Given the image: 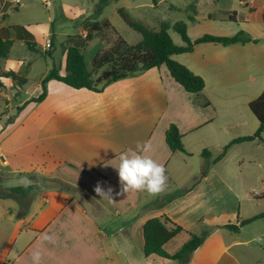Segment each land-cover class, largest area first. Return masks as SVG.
<instances>
[{"label":"crops","instance_id":"1","mask_svg":"<svg viewBox=\"0 0 264 264\" xmlns=\"http://www.w3.org/2000/svg\"><path fill=\"white\" fill-rule=\"evenodd\" d=\"M252 6L259 8L256 20L264 26V0H254ZM217 26L219 31L226 27ZM251 39L258 42L202 43L190 53L172 56L204 79L201 96L186 91L166 65L101 84L100 92L57 81L66 86L57 87L58 101L45 111L40 132L15 145L8 143L10 137L0 138V189L18 187L7 183L25 179L22 172L43 173L60 182L58 189L41 191L30 179L20 185L33 186L28 196L0 198V264H33L35 250L42 254L40 264H178L144 254V226L157 217H168L184 228L165 245L170 255L182 248L191 233L214 229L188 264H264L258 254L264 252V232L246 234L248 227L227 204L234 187L241 188V182L231 179V169L241 172L242 166L222 162L244 143L212 162L229 142L254 135L259 128L249 104L264 91V34ZM0 80L6 89L14 85L12 79ZM50 98L47 89L40 104L47 105ZM204 98L209 105H203ZM172 125L178 127L186 153L169 147L166 135ZM138 143L150 145L146 154L166 168L167 180L159 192H122L116 169L119 157L135 150ZM31 146L42 149L55 166L33 171L10 165L6 151L25 156L23 149ZM204 151L211 156H203ZM97 185L111 188L113 201L98 195ZM176 191L183 194L166 205L154 204ZM229 224L240 231L225 228ZM42 233L54 239L44 241Z\"/></svg>","mask_w":264,"mask_h":264},{"label":"rangeland","instance_id":"2","mask_svg":"<svg viewBox=\"0 0 264 264\" xmlns=\"http://www.w3.org/2000/svg\"><path fill=\"white\" fill-rule=\"evenodd\" d=\"M100 1L52 0L49 4L48 0H3L0 3V27L7 28L11 39L14 40L9 58L0 60V68L13 70L26 80L23 84L14 82V85L7 89L0 87V138L2 135L10 137L8 143L15 145L18 141L27 142L34 133L40 132V122L43 121L45 111L58 101L57 87L66 85L54 80L49 81V85L46 84L48 85L46 88L52 93L47 105L25 101L41 95L43 80L53 65L61 69V74H66L62 46L64 44L69 46L73 42L71 36L85 37L86 24L95 21L105 25L110 22L116 30L115 33L112 28L104 27L84 48L83 54L90 69L96 54L109 49L118 36L129 45H136L142 41V35L132 30L123 20L119 13L120 9L126 10L132 17L154 30H160L163 23H169V33L178 46L184 44L181 35L174 29V26L180 22L187 25L188 35L192 41L207 34L216 36L218 35L215 34L216 32L225 34L220 36H234L244 32L249 38L264 34L263 24L256 20L259 8H253L254 0H156V2L155 0H109L99 13L97 5ZM244 2H248L249 5H245ZM209 14L213 16L212 21H209ZM215 17L217 19H214ZM220 19L226 20L221 22ZM219 24L226 25L223 31H219L221 30L217 26ZM14 27L26 28L34 34L37 51L30 50L26 42L16 36ZM49 52L53 54L52 57L48 56ZM107 68H102L94 78L97 79ZM233 151L225 156L226 158L224 157L222 163L230 167L234 165V168L239 164L242 166L241 172L236 169L233 171L231 169L230 172L234 183L241 182V188L237 185L234 187V193L228 195L227 204L236 212L242 224L245 219L264 213V199H258L264 191V143H244ZM22 152L25 156L12 155V152L6 151L10 165L14 163L22 168H33V171L39 168L42 170L48 165L55 166L49 164V159L42 149L38 150L35 146L24 148ZM215 160L212 162L216 163ZM10 165L7 166L11 168ZM21 174H24L26 180L19 177L10 179L7 184L20 186L28 184L27 180L34 179L36 190L60 188L58 180L55 181L54 178L43 173L22 172ZM8 190L0 189V194H7ZM244 226L248 227L246 234L264 232L263 219ZM262 244L264 245V237ZM258 254L264 258V252Z\"/></svg>","mask_w":264,"mask_h":264},{"label":"trees","instance_id":"3","mask_svg":"<svg viewBox=\"0 0 264 264\" xmlns=\"http://www.w3.org/2000/svg\"><path fill=\"white\" fill-rule=\"evenodd\" d=\"M109 0H101L97 5V11L100 13L103 10L105 4ZM156 2V0H155ZM119 13L126 24L134 31L142 35V41L136 45H129L121 36H118L112 46L104 51L96 54L92 60V69L89 68L83 54L84 48L88 45L96 34H99L104 27L112 28L116 33V30L112 27L110 22L102 25L100 22L92 21L84 26L86 36L81 35L71 36L73 42L67 46H62L65 54V69L66 74H61V69L53 65L47 77L42 83V93L39 97L32 98L28 102L41 103L47 96L46 84L49 81L55 80L62 82L74 89H89L96 92L101 90L98 88L101 84H108L121 79H124L138 70H150L159 68L162 65H166L171 76L184 87L189 93L201 96V93L205 89V81L201 76L194 74L185 65L172 59L175 54L190 53L194 50L197 44L202 43H219L224 46H229L236 43H248L251 41L258 42V40H252L245 35L244 32L232 37H220L215 35H204L195 41H192L188 35L187 25L183 22L177 23L174 26L185 45L178 46L173 41L169 29V23H163L160 30L151 29L144 22H141L132 17L126 10L120 9ZM16 36L26 42L29 49L37 51V43L35 42L34 34L26 28L14 27ZM54 39V37H53ZM14 41L10 38V32L7 28L0 27V60L8 59L13 47ZM49 57H52L51 52L48 53ZM108 67L102 74L95 79L94 75L99 71ZM0 78L12 79L19 84L25 83V78L13 70H4L0 68ZM0 87H4V84L0 80ZM209 101L204 98L203 105H209ZM250 110L259 121V128L254 135L239 137L229 142L223 149L220 156L215 161L222 160L229 149L241 143L247 142H264V91L262 94L249 104ZM167 143L173 152H184L182 142V135L177 126L172 125L167 131ZM203 156H211L210 151H204ZM33 191V186H18L10 188L7 194L0 195V198H17L26 197ZM182 191H176L174 193L166 195L161 200H156L154 204L162 206L172 202L175 198L181 196ZM258 199H264V191L258 197ZM258 219L264 220V213L248 219L242 223V225L250 224ZM225 228L239 232L240 227L236 225H226ZM214 229H208L204 234L191 233L190 239L182 246V248L174 255H170L165 250V245L176 237L179 233L184 231V228L177 225L168 217H157L147 221L144 226V254L149 257L151 255H157L164 259L178 261V264H188L192 254L202 246L207 237L213 232ZM7 264V263H6Z\"/></svg>","mask_w":264,"mask_h":264},{"label":"clouds","instance_id":"4","mask_svg":"<svg viewBox=\"0 0 264 264\" xmlns=\"http://www.w3.org/2000/svg\"><path fill=\"white\" fill-rule=\"evenodd\" d=\"M150 145L137 144L135 150L131 152H122L119 157L118 175L121 183L122 192L141 191L159 192L163 189L167 176L166 168L163 164L157 162L150 155ZM95 191L98 195L107 197L112 200V189H103L97 185ZM41 239L44 241H52L54 237L48 233H42ZM40 250L32 252L33 264H40Z\"/></svg>","mask_w":264,"mask_h":264},{"label":"built area","instance_id":"5","mask_svg":"<svg viewBox=\"0 0 264 264\" xmlns=\"http://www.w3.org/2000/svg\"><path fill=\"white\" fill-rule=\"evenodd\" d=\"M51 1H52V0H48V3L50 4V3H51ZM48 46H50V44H49Z\"/></svg>","mask_w":264,"mask_h":264}]
</instances>
